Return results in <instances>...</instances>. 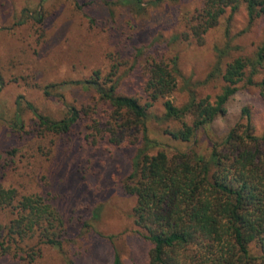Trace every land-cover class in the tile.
<instances>
[{
  "label": "rangeland",
  "instance_id": "374dc122",
  "mask_svg": "<svg viewBox=\"0 0 264 264\" xmlns=\"http://www.w3.org/2000/svg\"><path fill=\"white\" fill-rule=\"evenodd\" d=\"M203 2L163 0L139 8L117 0H0V185L42 196L60 213L65 228L62 247L41 244L34 264H67L69 259L74 264H113L115 253L122 264H147L151 243L134 224L135 196L122 187L136 146L93 140V118L104 115L106 107L94 88L71 81L99 70L101 81L106 76L118 81V93L144 101L140 83L146 61L175 58L181 74L171 95L175 104L185 102L189 88L214 98L222 82L206 77L217 49L224 51L223 63L236 56L252 58L264 41V16L249 21L241 4L225 11L202 44L170 40ZM263 76L261 69L254 79ZM28 103L51 119L65 116L71 105L88 110L69 132L54 134L42 129ZM225 108L190 143L164 133L167 125L178 127V122L152 117L146 123L148 136L168 153L190 145L208 153L212 141H221L244 120L243 108L254 133L264 132V101L257 85L241 83ZM151 113L162 115L160 100ZM10 218L0 211V224ZM24 263L0 255V264Z\"/></svg>",
  "mask_w": 264,
  "mask_h": 264
},
{
  "label": "trees",
  "instance_id": "16d2710c",
  "mask_svg": "<svg viewBox=\"0 0 264 264\" xmlns=\"http://www.w3.org/2000/svg\"><path fill=\"white\" fill-rule=\"evenodd\" d=\"M162 1L117 0L139 8ZM241 4L249 21L264 16V0H204L170 40L202 44L205 33L225 11ZM223 53L217 49L214 67L206 77V81L221 80L220 92L211 98L189 88L188 98L180 105L171 98L181 76L175 58L146 61L140 83L144 101L118 93V81L109 76L101 81L99 70L84 80L71 81L94 88L106 107L104 115L93 118V140L136 146L122 187L135 196L134 224L151 243L147 264H264V132L254 133L248 109L243 108L244 120L236 122L221 141L211 142L208 153L192 145L168 153L148 136L146 123L152 117L160 123H179L163 129L175 141H195L201 129L225 113L226 101L241 83L257 85L264 101V76L254 79L264 69V41L252 58L236 56L223 63ZM158 100L163 106L160 116L151 113ZM28 107L42 129L54 134L69 132L88 110L71 105L65 116L51 119L30 103ZM15 119L18 122L19 113ZM0 211L11 215L0 224V255L34 264L41 244L62 247L63 219L42 196L0 185ZM67 264L74 262L69 259ZM113 264H122L117 253Z\"/></svg>",
  "mask_w": 264,
  "mask_h": 264
}]
</instances>
